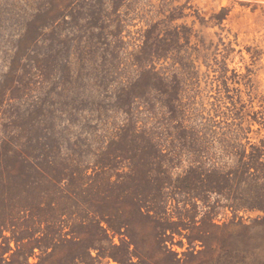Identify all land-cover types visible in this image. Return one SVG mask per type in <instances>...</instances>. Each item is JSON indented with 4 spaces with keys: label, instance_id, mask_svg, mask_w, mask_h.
Masks as SVG:
<instances>
[{
    "label": "rangeland",
    "instance_id": "374dc122",
    "mask_svg": "<svg viewBox=\"0 0 264 264\" xmlns=\"http://www.w3.org/2000/svg\"><path fill=\"white\" fill-rule=\"evenodd\" d=\"M247 141L264 0H0V264H264Z\"/></svg>",
    "mask_w": 264,
    "mask_h": 264
},
{
    "label": "trees",
    "instance_id": "16d2710c",
    "mask_svg": "<svg viewBox=\"0 0 264 264\" xmlns=\"http://www.w3.org/2000/svg\"><path fill=\"white\" fill-rule=\"evenodd\" d=\"M230 150L225 152L233 160L232 165L222 167L221 175L213 173L215 178L222 180V192L219 195L226 201L225 208L235 213L264 214V145H253L247 141L246 144L231 146ZM176 189L184 193L191 191L187 184H181ZM258 220L263 222L264 217Z\"/></svg>",
    "mask_w": 264,
    "mask_h": 264
}]
</instances>
